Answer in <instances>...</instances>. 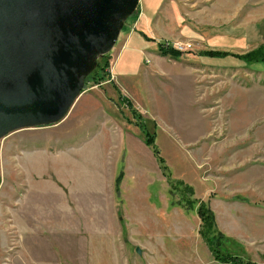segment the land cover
I'll use <instances>...</instances> for the list:
<instances>
[{"label":"rangeland","instance_id":"1","mask_svg":"<svg viewBox=\"0 0 264 264\" xmlns=\"http://www.w3.org/2000/svg\"><path fill=\"white\" fill-rule=\"evenodd\" d=\"M160 42L190 45L174 59ZM256 48L264 0H139L67 115L0 139L4 202L27 181L39 211L20 252L6 210L0 264H226L207 246L216 232L199 233L203 201L229 251L264 264V61L242 57Z\"/></svg>","mask_w":264,"mask_h":264},{"label":"water","instance_id":"2","mask_svg":"<svg viewBox=\"0 0 264 264\" xmlns=\"http://www.w3.org/2000/svg\"><path fill=\"white\" fill-rule=\"evenodd\" d=\"M138 3L0 0V139L60 122Z\"/></svg>","mask_w":264,"mask_h":264},{"label":"trees","instance_id":"3","mask_svg":"<svg viewBox=\"0 0 264 264\" xmlns=\"http://www.w3.org/2000/svg\"><path fill=\"white\" fill-rule=\"evenodd\" d=\"M163 44H164L163 42L158 43V52L161 55H164V56L169 55L171 58H174V59H177L180 57L179 51H177L173 48H167V47L161 46ZM205 52L206 53H213V54L218 53V52H214V51H205ZM105 55H107V54H105ZM105 55H103V56H105ZM102 57H100V58H102ZM242 57H244L250 61H264V52H262L260 50V48H256L254 50H251L249 52L244 53L242 55ZM99 59H98V61H99ZM107 65H108V63L105 62L102 66L98 67L100 69L99 75L97 77H92L93 81L95 83L101 82L102 79L106 76V73L104 72V68H106ZM93 73L95 74V72H93ZM91 74H92V72L86 77L85 85L87 84V79L90 78ZM119 98H121V100H124L123 95L119 96ZM142 128H143L142 132L144 133L143 135L145 138V144L152 150L153 154L155 155L156 159L158 160V163L160 164V166L164 170L163 173L166 176H168V173L166 172L164 160L160 156V153L154 144L153 134H151L145 126H142ZM120 176L121 175L119 174L115 179V190H116V192L119 190ZM170 182H172V181L170 180ZM181 185H182L181 183L176 184L174 182L173 186H172L173 189H171L172 194H175V195L177 193L179 194V197H180L179 199H181V197H182L181 194H183V197H184V195L186 196V194H187L185 192V190L183 189V185H182V187H181ZM186 200L188 201L189 198H187ZM181 202L185 204V202L182 201V199H181ZM204 203L206 204V206L204 205ZM197 215L200 218L199 233H200L202 238L204 237L205 233L210 234L211 232L215 231L217 234V236H215L213 234L210 237L206 238L207 243H208L207 246H208V248L211 249V252L213 253V258L216 261H218L220 263H226V264H255L251 260H244L241 257H239V256L233 254L231 251H229L230 248L226 245V242H229L230 240L226 235H224L217 228V226L215 224L216 222H214L215 221L214 212L210 209L207 202H204V201L202 202V204L199 206V208L197 210Z\"/></svg>","mask_w":264,"mask_h":264},{"label":"crops","instance_id":"4","mask_svg":"<svg viewBox=\"0 0 264 264\" xmlns=\"http://www.w3.org/2000/svg\"><path fill=\"white\" fill-rule=\"evenodd\" d=\"M148 26V25H147ZM119 55V54H118ZM116 55V58L118 57ZM113 60V58H112ZM116 76V75H115ZM21 184V183H20ZM19 184V185H20ZM33 183H22L20 186L24 187V191L19 193V196L15 195V204L12 211H10L6 205V202H4V195L1 193L2 185H0V220L4 221V219H8V215H6V212L9 210V214H11V218H13V223L16 228L15 233V239H16V246L19 249L20 252H23V250H30L29 247H31V243L33 239L35 240L38 238L39 233V218H38V210L34 205L27 207L26 209V198L28 195H30V185ZM39 184V183H37ZM43 185H41L42 188ZM40 188V189H41ZM54 188L56 189L55 185ZM29 208V212H28ZM7 210V211H6ZM4 217V218H2ZM12 221V219H11ZM19 251V250H18Z\"/></svg>","mask_w":264,"mask_h":264},{"label":"built area","instance_id":"5","mask_svg":"<svg viewBox=\"0 0 264 264\" xmlns=\"http://www.w3.org/2000/svg\"><path fill=\"white\" fill-rule=\"evenodd\" d=\"M189 45H190L189 42L186 43V45H184V44H182V43H176V44H175V49L177 48V50L183 52V51L185 50V47H186V46H189ZM111 70H112V68H109V71H110V72H111Z\"/></svg>","mask_w":264,"mask_h":264}]
</instances>
